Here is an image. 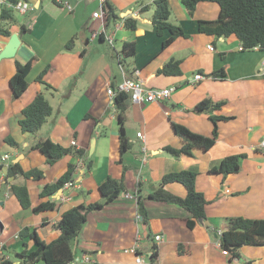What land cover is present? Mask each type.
Segmentation results:
<instances>
[{"label":"crops","instance_id":"1","mask_svg":"<svg viewBox=\"0 0 264 264\" xmlns=\"http://www.w3.org/2000/svg\"><path fill=\"white\" fill-rule=\"evenodd\" d=\"M23 1L35 10L16 12L17 22L11 33L17 34L21 43L14 57L0 61V160L9 156L0 165V264L4 260L27 264L19 254L25 245L29 251L36 245L30 238L22 239L20 232L36 229L44 242L56 240L60 231L55 225L62 214L81 204L101 202L99 187L109 177L123 178L127 192L89 214L74 241L79 263L89 256L92 264H135L130 248L140 239L138 253L147 257V264H152L154 246L159 254L154 264H264V246H244L238 256L225 252L219 240L229 218L264 220V50L243 51L235 35L200 33V20L219 17L220 7L215 3H199L190 16L181 0H169L171 22L182 26L190 38H178L163 48L170 33L157 34L152 22L155 0H108L119 16L114 20H109L103 9L105 0ZM65 3L72 9L68 10ZM2 6L0 3V14ZM146 6L151 8L143 12ZM101 10L104 20L93 16ZM126 18L138 22L136 30L125 28ZM107 35L113 37L112 45ZM10 37L0 35V51ZM71 40L73 47L67 50ZM125 42H135L137 50L134 57L120 64ZM33 59L28 89L20 98H14L10 80L17 64ZM172 59L181 61L182 74L158 75L157 71ZM47 67L43 81L53 90H45L38 80ZM221 69L225 70L224 77L211 76ZM198 73L204 79L193 81ZM125 79H139L149 89L170 88L172 93L164 102L126 101L125 130L131 148L121 162L118 110L115 97L107 90ZM40 92L50 102L52 115L36 135L25 133L20 126L22 111ZM204 99L224 102L215 115L232 117L218 122L216 144L208 151L195 149L192 157L168 154L166 146H183L174 123L212 136L214 125L209 116L194 111ZM140 132L142 136L138 137ZM8 138L17 145L7 143ZM44 138L64 147H71L75 141L72 147L84 150L86 155L84 159L66 155L49 165L45 155L32 148ZM235 155H245L237 174L224 177L212 173L224 158ZM10 163H19L24 171L39 169L44 178H7ZM70 164L77 167L73 183L52 197L41 198L43 187L56 182ZM181 170L198 174L196 188L207 200L206 219L193 229L179 222L189 217L185 209L149 199L165 174ZM13 184L28 187L33 207L52 201L60 208L39 214L23 209L11 192ZM166 189L179 197L187 195L186 188L178 183L168 184ZM139 197L148 211V224L141 217L137 220ZM156 235L162 240L157 242ZM180 246L183 253L179 252Z\"/></svg>","mask_w":264,"mask_h":264},{"label":"trees","instance_id":"2","mask_svg":"<svg viewBox=\"0 0 264 264\" xmlns=\"http://www.w3.org/2000/svg\"><path fill=\"white\" fill-rule=\"evenodd\" d=\"M20 0H5L0 14V35L10 37L11 27L16 24V10L13 8ZM190 16L194 12L199 3L209 2L215 3L220 7L219 17L216 20H200L198 22V31L206 35H215L218 37H230L235 35L241 43L243 51H251L255 49L264 50V0H181ZM155 12L152 18L157 34L162 36L165 31L170 33V36L163 41V48L170 46L178 38H190V35L185 32L182 26L175 25L171 22L172 9L169 0H155L152 4ZM151 7L146 6L142 11H148ZM103 9L108 15L109 20L119 19L115 13L114 7L105 0ZM125 28L128 30H136L138 22L132 18L124 19ZM22 31H27L23 26ZM74 41L67 43L66 49H72ZM137 46L135 42H125L122 48L123 60L135 56ZM33 60L25 64L18 63L17 70L10 80V86L13 91L14 98H20L28 89L29 83L27 77L32 70ZM124 63L123 61L121 62ZM49 67L39 75L38 80L44 85L45 90H53V87L43 81V76ZM158 75H181V61L172 59L158 71ZM214 78L225 76V70L221 69L211 73ZM129 99L125 93H118L115 96V104L118 110L119 121V140L121 162L123 156L127 153L131 144L125 130V112L126 101ZM225 105L224 102H214L211 99L202 100L194 109L200 114H207L213 122L214 129L212 136H205L194 133L188 127L174 123L173 128L175 133L182 139L183 146L174 148L166 146L165 151L174 156L194 155V150L199 148L208 151L212 148L219 137L218 122L228 121L232 117L218 116L215 112L220 110ZM53 108L47 100L44 92L36 95L34 100L23 109L22 120L20 126L25 133L36 135L41 128L46 124L49 117L52 115ZM7 143L16 146L17 143L13 138L6 139ZM34 150H39L47 158L49 165H54L57 161L66 155H73L79 159H84L86 153L82 149L76 147H64L61 144L53 142L50 138L39 140L32 147ZM245 155L229 156L222 160L220 166L212 170V173H218L224 177L237 174L240 171V159ZM92 163H88L91 168ZM76 165L70 164L65 173L54 183L46 184L41 193V198L52 197L60 190L65 188L67 183H73L76 172ZM127 167H124V172ZM198 174L191 170H181L177 172H169L165 174L158 188L149 195V199L156 202L175 204L185 209L189 213V217L181 219V225L193 229L200 220L206 219L205 207L207 200L205 196L196 188V180ZM31 180H42L44 174L39 169L24 171L19 163H10L7 173V178H19ZM178 183L183 185L187 190L185 197H179L172 194L166 189V185ZM99 190L103 197L101 202L92 204H81L73 207L61 216V219L55 225L60 231V236L50 242H44L37 230L30 232V229L25 228L20 232L22 239L30 238L34 241L36 248L29 251L25 245V249L19 254L27 264H35L44 262V264H85L79 263L76 260L74 249V241L80 235L85 226L88 216L92 212L100 211L107 205L113 203L121 197L127 190L124 185V179H114L109 177ZM11 192L18 199L21 207L25 210L32 209L33 213L39 214L46 211H56L60 208L58 203L45 201L36 207L32 206L29 189L26 185H11ZM138 213L144 224H148V211L145 207L142 197L138 198ZM227 227L221 233L219 240L221 247L225 252L239 255L238 251L244 246H264V220L247 219L244 217H232L227 219ZM46 222H43V225ZM179 252L183 253V246L179 247ZM158 249L156 246L152 248L151 262L154 264L158 259ZM1 264H13L10 260H4ZM247 264H250L248 262Z\"/></svg>","mask_w":264,"mask_h":264},{"label":"built area","instance_id":"3","mask_svg":"<svg viewBox=\"0 0 264 264\" xmlns=\"http://www.w3.org/2000/svg\"><path fill=\"white\" fill-rule=\"evenodd\" d=\"M5 0H0V3H4ZM65 6L68 10L72 9V6L68 3H65ZM13 8L21 13L24 14L28 11H34L33 5H30L27 2H19ZM95 18H99L104 20L105 13L101 10L93 15ZM107 42L112 45L113 44V37L111 35H107L106 37ZM209 50H214L212 46H208ZM123 61V55L121 53L119 62ZM204 79V76L200 73L196 74L193 78V81H200ZM118 93H125L128 95L129 100H131L134 103L143 104V103H155V102H164L166 100H169L171 97L172 89H149L145 87V84L141 80H133V79H125L122 82L118 83L115 87L110 86L107 90V94L111 97H115ZM142 133H138V137H141ZM76 142H72V146H75ZM261 147L264 148V141L261 142ZM9 159L8 155H5L0 160V165L3 161H6ZM70 183H67L65 186H69ZM129 198H133L134 196L125 194ZM140 216L137 217V220L139 221ZM221 235V233L219 234ZM157 242L162 240L161 235H156L154 238ZM139 240L135 243V245L130 248V251L135 254V264H147V257L145 255H142L138 253L139 250ZM221 245V244H220ZM83 263L85 264H92L90 257L85 256Z\"/></svg>","mask_w":264,"mask_h":264},{"label":"water","instance_id":"4","mask_svg":"<svg viewBox=\"0 0 264 264\" xmlns=\"http://www.w3.org/2000/svg\"><path fill=\"white\" fill-rule=\"evenodd\" d=\"M20 39L17 34H13L10 37V40L6 47L0 51V61L2 59L12 58L16 54L19 46H20ZM200 223H204L203 220L199 221Z\"/></svg>","mask_w":264,"mask_h":264}]
</instances>
